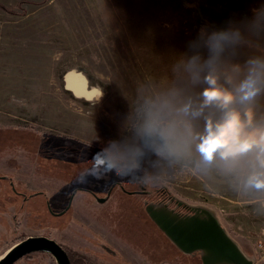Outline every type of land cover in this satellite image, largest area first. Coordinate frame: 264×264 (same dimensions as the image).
Instances as JSON below:
<instances>
[{
	"label": "rangeland",
	"instance_id": "374dc122",
	"mask_svg": "<svg viewBox=\"0 0 264 264\" xmlns=\"http://www.w3.org/2000/svg\"><path fill=\"white\" fill-rule=\"evenodd\" d=\"M262 6L264 0H0V176L8 177L0 179V255L43 235L84 264H200L145 213L146 203L167 196L175 210L177 200L214 208L255 259L264 207L245 184L251 156L203 159L197 145L223 113L215 106L199 116L181 111L200 108L205 85L191 82L178 57L193 54L201 31L235 26L244 33L243 22ZM244 36L234 55L225 53L228 63L264 56V39ZM233 107L243 112L245 105ZM252 107L255 123H264V95ZM104 149L128 171L101 167L100 179L86 175ZM112 183L102 203L77 191L64 214L47 208L63 210L77 186L103 197ZM224 195L239 202L226 207ZM13 264L56 262L33 252Z\"/></svg>",
	"mask_w": 264,
	"mask_h": 264
},
{
	"label": "clouds",
	"instance_id": "9594fccd",
	"mask_svg": "<svg viewBox=\"0 0 264 264\" xmlns=\"http://www.w3.org/2000/svg\"><path fill=\"white\" fill-rule=\"evenodd\" d=\"M243 29L249 37L264 39V6L243 22ZM244 33L235 26L210 33L201 31L199 41L191 45L193 54L186 59L180 54L178 67L182 66L192 83L205 85L200 93V108L193 111L191 104H185L181 111L185 115L199 116L203 108H218L223 113L222 118L211 123L212 130L201 138L197 150L206 162L217 155L223 160L250 155L252 169L245 184L264 190V123H255L252 107L255 100L264 95V56H251L243 65L225 60V53L234 55L235 49L246 42ZM201 47L207 50V56L201 55ZM221 77L224 83L220 82ZM237 101L245 105L243 112L233 107ZM92 161L93 168L86 175L96 179L101 178L96 171L101 167L128 171L123 161L116 166L107 149L97 152ZM141 178L144 185L149 182L148 177Z\"/></svg>",
	"mask_w": 264,
	"mask_h": 264
},
{
	"label": "water",
	"instance_id": "95a60500",
	"mask_svg": "<svg viewBox=\"0 0 264 264\" xmlns=\"http://www.w3.org/2000/svg\"><path fill=\"white\" fill-rule=\"evenodd\" d=\"M0 178L8 179L7 176H0ZM10 184L12 186V182ZM115 185L116 183H112L103 197L90 193L96 201L102 203L109 197ZM120 187L128 194L143 193L142 190L132 191ZM76 190L75 188L71 191L63 210L55 213L47 202L48 210L55 216L64 214L71 206ZM176 206H183L187 212L176 211L175 208L169 207L168 202H149L145 204L144 210L152 223L182 254L197 255L200 264H254V258L248 256L230 236L213 209L205 205H190L181 200L176 201ZM33 252L50 254L56 264H71L63 246L43 235L27 236L12 244L1 255L0 264H13Z\"/></svg>",
	"mask_w": 264,
	"mask_h": 264
},
{
	"label": "built area",
	"instance_id": "2783aa9c",
	"mask_svg": "<svg viewBox=\"0 0 264 264\" xmlns=\"http://www.w3.org/2000/svg\"><path fill=\"white\" fill-rule=\"evenodd\" d=\"M259 204L261 207H264V190L259 198ZM254 254V264L264 262V227L256 234V239L254 241Z\"/></svg>",
	"mask_w": 264,
	"mask_h": 264
},
{
	"label": "flooded vegetation",
	"instance_id": "af4514ba",
	"mask_svg": "<svg viewBox=\"0 0 264 264\" xmlns=\"http://www.w3.org/2000/svg\"><path fill=\"white\" fill-rule=\"evenodd\" d=\"M3 176V175H2ZM1 179V178H0ZM114 188V187H113ZM112 188V189H113ZM75 189V188H74ZM76 192L77 191H82V192H86V193H90V192H92L89 188H86V187H83V186H77L76 187ZM111 192H112V190H111ZM110 192V193H111ZM126 193V192H125ZM91 194V193H90ZM128 194V193H127ZM130 194H136V193H130ZM129 194V195H130ZM138 194V193H137ZM168 200V197L167 196H162V197H160L159 199H157L156 201H163V202H165V201H167ZM178 212H181V213H185V212H187V210L185 209H183L181 206H179L177 209H176ZM150 222H151V220H150ZM63 248L67 251V253H68V255H69V252H68V250L63 246ZM3 254V253H2Z\"/></svg>",
	"mask_w": 264,
	"mask_h": 264
},
{
	"label": "crops",
	"instance_id": "0c3cea01",
	"mask_svg": "<svg viewBox=\"0 0 264 264\" xmlns=\"http://www.w3.org/2000/svg\"><path fill=\"white\" fill-rule=\"evenodd\" d=\"M262 193H263V190H258V191H256L254 194H256L254 197H258V198H260L261 197V195H262ZM235 197V196H234ZM224 198H225V200L223 201L224 202V205L226 206V207H229V206H231V204L232 203H235V202H239V200H234V199H237V198H232L231 196H228V195H224ZM8 201V200H7ZM241 201H243V202H245L246 200H241ZM208 207H210L211 209H213L214 210V208H212L211 206H208Z\"/></svg>",
	"mask_w": 264,
	"mask_h": 264
},
{
	"label": "trees",
	"instance_id": "16d2710c",
	"mask_svg": "<svg viewBox=\"0 0 264 264\" xmlns=\"http://www.w3.org/2000/svg\"><path fill=\"white\" fill-rule=\"evenodd\" d=\"M71 264H84L82 261H80L79 259L74 260L73 257L71 255H69Z\"/></svg>",
	"mask_w": 264,
	"mask_h": 264
},
{
	"label": "bare ground",
	"instance_id": "6f19581e",
	"mask_svg": "<svg viewBox=\"0 0 264 264\" xmlns=\"http://www.w3.org/2000/svg\"><path fill=\"white\" fill-rule=\"evenodd\" d=\"M85 83H86V82H85ZM83 86H85V85L83 84ZM90 93H91L90 90H89V91L87 90L86 94H87V95H90ZM1 255H2V254H1ZM1 255H0V257H1Z\"/></svg>",
	"mask_w": 264,
	"mask_h": 264
}]
</instances>
